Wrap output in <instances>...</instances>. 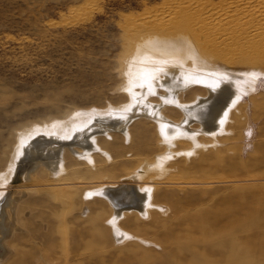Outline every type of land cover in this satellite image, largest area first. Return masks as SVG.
Masks as SVG:
<instances>
[{
  "label": "rangeland",
  "instance_id": "374dc122",
  "mask_svg": "<svg viewBox=\"0 0 264 264\" xmlns=\"http://www.w3.org/2000/svg\"><path fill=\"white\" fill-rule=\"evenodd\" d=\"M258 7L264 8V0H0V172L6 166L16 133L53 121H60V126L78 123L74 126L79 130L76 138L88 131V124L95 126L89 135L109 151L112 160L106 161L93 148V167L85 158H76L78 168L72 173L74 166L69 161V152L82 147L78 139L65 144L66 175L86 181V185L111 179L117 183L136 169L133 174H137L140 165L152 161L154 153L164 148L159 144L155 123L147 117H139L142 115L139 111L126 115V133L114 126L94 124L103 112L122 109L123 103L129 102L131 92L141 89L135 82L125 85L134 63L146 65L152 78L155 74L164 77L160 66L170 60L138 62L143 55L142 47L137 45L145 38L184 36L206 67L219 65L233 72L253 73L249 81L244 78L252 83L251 89L246 86V91L236 92L233 106L224 117L223 127L227 131L221 135L217 132L216 138L198 134L208 143L197 147L189 158L178 155L168 162L164 178L152 183L153 200L157 205L148 209L149 218L142 220V227L136 230L135 220L125 217L118 220L122 229L141 237L143 242L127 237L123 242L116 240L105 223V215L97 214V219L93 220L92 213H97L95 203L101 204L102 200L90 201L91 213L76 218L78 231L87 234L92 230L99 237L100 227L106 224L110 232L107 231L105 241L91 253L78 252L76 259L80 264H136L132 259L124 261L121 256L142 255V248L152 250V257L158 258L166 251L167 229L176 228L182 221L177 220L181 215L218 203L226 206L224 200L233 194L247 202L256 187L264 186V31L256 35L252 31L254 25H262L264 21L258 13L260 10L257 12ZM225 10L233 16L221 17L219 14ZM234 25L236 37L230 36L229 27ZM174 48L181 52L177 56L184 58L183 53L188 57L186 49ZM169 53L172 52L164 56ZM194 60L187 58L185 65H192ZM165 91V87L157 86L156 91L148 95L147 102L159 105ZM207 91L197 82L177 96L183 102H192L198 94L206 98ZM171 105L166 104L162 111L171 120L178 121L180 108ZM105 127L110 130L104 131ZM190 127L198 128L195 120ZM101 139L107 140L101 142ZM215 139L217 142L212 143ZM190 146V141L178 140L174 149ZM214 156L223 164L220 169L213 164ZM152 177L149 173L145 179L151 183L156 179ZM133 181L135 179L130 183ZM160 193L162 195H158ZM25 200L28 201L26 217L32 220L29 226L37 227L44 220L46 229L50 222L61 217L69 220L67 211L61 213L67 201L63 207L56 206L49 195L34 190H28L20 203ZM84 204L83 200L81 207L75 210H82ZM244 206L245 203L241 211ZM39 212L46 216L39 217ZM154 212L161 213L168 224L164 226V220L151 219ZM125 213L127 210H123ZM247 228L246 234L254 241L264 237L263 219L259 225ZM83 237L85 235H78L79 244ZM130 243H138L142 248L126 249L132 245ZM198 244L197 248L203 247ZM219 252V249L211 250L213 256Z\"/></svg>",
  "mask_w": 264,
  "mask_h": 264
},
{
  "label": "bare ground",
  "instance_id": "6f19581e",
  "mask_svg": "<svg viewBox=\"0 0 264 264\" xmlns=\"http://www.w3.org/2000/svg\"><path fill=\"white\" fill-rule=\"evenodd\" d=\"M257 12L264 20V8L258 7ZM219 15L225 18L233 16L227 10ZM186 19L189 20L190 17ZM263 23L264 21L262 25H254L252 29L254 35L264 31ZM235 25L229 27L230 36L236 37ZM137 46L142 47L143 55L138 60L139 63L145 64L147 60L165 63L170 60L160 66L164 77L160 78L158 74H155L152 78L147 72L146 65L134 63L132 72L129 71L130 74L127 75L125 85L135 82L141 89L131 92L129 102H124L122 109L103 112L94 124L97 126L110 125L111 128L114 126L126 133V122L124 121L126 115H131V111H139L142 114L139 117H147L155 123L159 144L164 149L154 153L152 161L140 165L141 170L137 174H133L138 170L135 167V171L121 178L117 183L112 182L113 179H111L112 181L97 180L98 184L86 185V181H81V179L78 181L66 175L68 167L65 164L64 146L78 139L77 142L82 147L75 150L68 148L72 151L69 154L73 156L70 155L69 161L75 167L71 169L72 173L78 168L75 165L76 158H85L84 160L92 167L95 166L94 154L91 151L93 148L96 150L95 153L102 154L106 161L112 160L108 154L109 151H105L101 144L96 139L94 140L92 134L89 135L95 126L88 124V131L78 138L75 137L76 132L79 131L74 127L78 124H75V121L63 126H60V121H53L49 125H34L28 130L16 133L15 140L11 148L9 147L10 150L8 149L7 159L5 158L6 166L5 168L2 166L4 170L0 172V264H80L76 259L80 250L91 253L105 241L107 231L110 232L106 224L110 226L116 240L122 241L127 237L143 242L141 237L122 229L118 225V220L122 217L135 220L134 228L139 230L142 227L140 224L142 220L149 218L148 209L157 205L153 200L154 185L152 183L156 184L164 178L169 169L167 163L178 155L189 158L197 147L206 145L208 142L203 138L200 139L198 134L206 135L208 138H216L217 132L220 135L224 134L227 131L223 127L224 117L233 106L236 92L246 91V86L251 89L252 83H247L245 79L249 81L252 72H233L219 65L211 69L206 67L204 61L198 58L196 49L184 36L168 38L152 36L143 39ZM174 47L186 49L188 57L183 53L184 58L177 56L181 52ZM168 52L172 53L164 56ZM187 58H195L192 65H185ZM136 68H142V71ZM197 82L207 88V97L203 98L198 94L192 102L181 101L177 96L178 92L186 89L191 83ZM157 86H163L166 89L165 94L160 96L162 101L159 105L147 102L148 95L154 93ZM166 104L180 108L181 117L178 121L171 120L163 113L162 108ZM192 120H195L198 128L190 127ZM110 127H105L104 131L110 130ZM106 133L109 134V132ZM102 140L107 139L100 141ZM178 140H188L191 146L175 150L174 147ZM211 142L215 143L217 139ZM213 162L217 169L223 166L219 158L215 156ZM149 173L156 178L151 183L145 179ZM133 179L135 181L130 183ZM28 190L49 195L54 199L53 204L56 206L63 207L67 201L61 213L64 214L67 211L69 220L61 217L60 220L50 222L46 229L44 220H41V225L37 227L29 226L32 220L26 217L27 210L25 209L28 201L20 203L26 197ZM95 198L102 201L101 204L95 203L97 213H92L93 220L97 219V214H103L104 219L106 218V224L100 227L99 237L91 229V232L87 234L78 231L79 225L76 220L78 215L87 216L91 213V205L88 206V204ZM83 200L86 202L83 209L75 210L81 207ZM224 202L227 203L226 206L218 203L198 212L178 216L177 220L186 221L179 222L176 228L167 229L166 251H163L164 254L158 258L152 257V250L142 248L138 243H130L132 245L127 246L126 249L141 247L143 254L133 257L124 255L121 259L124 261L132 259L136 264H264V237L254 241L252 236L246 234L247 226H257L260 219L264 220V186L256 187L253 196L247 202H244L238 194L228 196ZM243 203H245V209L241 211ZM123 210H127L128 213L123 214ZM43 213L39 212L37 215L43 218L46 216ZM223 215L227 217L222 219ZM152 218L164 220V226L168 224L161 213H151ZM84 225L87 224L84 223ZM78 235H85L81 244L78 243ZM18 243L22 244L21 247L16 246ZM198 243L203 244V247L197 248L195 245ZM212 249H219V254L213 256Z\"/></svg>",
  "mask_w": 264,
  "mask_h": 264
},
{
  "label": "water",
  "instance_id": "95a60500",
  "mask_svg": "<svg viewBox=\"0 0 264 264\" xmlns=\"http://www.w3.org/2000/svg\"><path fill=\"white\" fill-rule=\"evenodd\" d=\"M116 203V202H115Z\"/></svg>",
  "mask_w": 264,
  "mask_h": 264
}]
</instances>
